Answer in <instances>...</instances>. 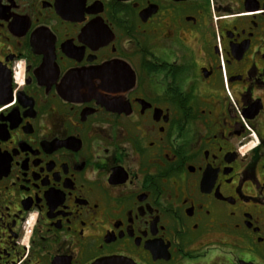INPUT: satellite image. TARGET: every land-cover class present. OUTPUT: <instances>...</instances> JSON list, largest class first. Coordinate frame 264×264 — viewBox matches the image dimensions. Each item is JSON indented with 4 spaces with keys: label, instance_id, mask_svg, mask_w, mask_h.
Listing matches in <instances>:
<instances>
[{
    "label": "flooded vegetation",
    "instance_id": "1",
    "mask_svg": "<svg viewBox=\"0 0 264 264\" xmlns=\"http://www.w3.org/2000/svg\"><path fill=\"white\" fill-rule=\"evenodd\" d=\"M264 264V0H0V264Z\"/></svg>",
    "mask_w": 264,
    "mask_h": 264
},
{
    "label": "water",
    "instance_id": "2",
    "mask_svg": "<svg viewBox=\"0 0 264 264\" xmlns=\"http://www.w3.org/2000/svg\"><path fill=\"white\" fill-rule=\"evenodd\" d=\"M97 264H118V263H116L113 260L108 259V260L100 261Z\"/></svg>",
    "mask_w": 264,
    "mask_h": 264
}]
</instances>
